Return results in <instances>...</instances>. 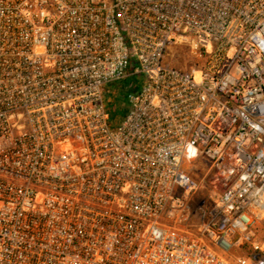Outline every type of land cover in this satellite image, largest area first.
<instances>
[{
    "label": "built area",
    "instance_id": "1",
    "mask_svg": "<svg viewBox=\"0 0 264 264\" xmlns=\"http://www.w3.org/2000/svg\"><path fill=\"white\" fill-rule=\"evenodd\" d=\"M263 215L264 0H0V264H264Z\"/></svg>",
    "mask_w": 264,
    "mask_h": 264
},
{
    "label": "rangeland",
    "instance_id": "2",
    "mask_svg": "<svg viewBox=\"0 0 264 264\" xmlns=\"http://www.w3.org/2000/svg\"><path fill=\"white\" fill-rule=\"evenodd\" d=\"M163 63L179 70H188L193 64V60L187 46L174 44L166 48ZM142 83V75H130L119 82L110 83L106 86L104 103L107 109L108 122L111 126L122 119L126 110L127 96L138 90ZM207 164L208 161L198 155L196 146L190 143L184 154L182 172L191 175L195 179H201L206 172ZM206 194L207 188H203L194 196V200H191L193 210L198 211V208L202 206H210ZM195 222H198L197 218H195ZM254 231L257 238L264 235V215L256 224ZM244 256H246V253L243 250H234L226 254L227 260L232 263L236 258Z\"/></svg>",
    "mask_w": 264,
    "mask_h": 264
}]
</instances>
